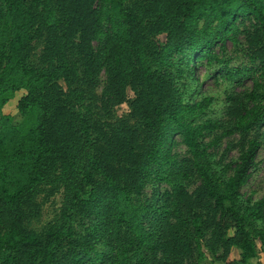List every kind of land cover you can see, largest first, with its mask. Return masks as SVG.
<instances>
[{
    "label": "trees",
    "instance_id": "trees-1",
    "mask_svg": "<svg viewBox=\"0 0 264 264\" xmlns=\"http://www.w3.org/2000/svg\"><path fill=\"white\" fill-rule=\"evenodd\" d=\"M263 76L264 0H0V264H261Z\"/></svg>",
    "mask_w": 264,
    "mask_h": 264
},
{
    "label": "rangeland",
    "instance_id": "rangeland-1",
    "mask_svg": "<svg viewBox=\"0 0 264 264\" xmlns=\"http://www.w3.org/2000/svg\"><path fill=\"white\" fill-rule=\"evenodd\" d=\"M231 47V46H230ZM226 59H230L229 65H236L242 61L244 58L240 56V53L237 54L235 51L230 50L227 52ZM205 60L197 63L196 72L200 79V89L202 91L208 92L214 97L213 108L215 112L214 116L221 115L222 100L224 98L225 90H233L235 92L240 91L243 87H250L252 85L251 79L245 80L242 86H236L229 84L224 80H221L219 77V68L223 65L220 63H212L211 65H205ZM264 79V76H263ZM9 110H14L13 104H8L7 107ZM126 111V106L121 105L118 108V113ZM15 113V110H14ZM182 150L183 147L180 146ZM236 152H232V156H235ZM242 191L245 194H250L253 199H258L264 194V144L260 147L257 156H256V165L252 167L250 176L247 180V183L242 187ZM61 194H56L54 197L50 198L44 206L42 207L41 214L37 221H34L36 227H41L49 220L53 219L54 214L57 213L60 202ZM259 261L261 264H264V255L260 254Z\"/></svg>",
    "mask_w": 264,
    "mask_h": 264
}]
</instances>
